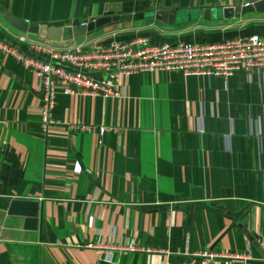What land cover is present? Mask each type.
<instances>
[{
    "label": "crops",
    "instance_id": "0c3cea01",
    "mask_svg": "<svg viewBox=\"0 0 264 264\" xmlns=\"http://www.w3.org/2000/svg\"><path fill=\"white\" fill-rule=\"evenodd\" d=\"M252 1L0 0L29 24L54 26L176 11L172 24L143 17L66 42L0 16V41L45 58L44 47L112 37H264V13L219 14ZM117 84L112 97L58 92L42 129L37 78L0 52V264H264V76L141 72ZM15 200L36 203L33 229L9 211Z\"/></svg>",
    "mask_w": 264,
    "mask_h": 264
},
{
    "label": "built area",
    "instance_id": "2783aa9c",
    "mask_svg": "<svg viewBox=\"0 0 264 264\" xmlns=\"http://www.w3.org/2000/svg\"><path fill=\"white\" fill-rule=\"evenodd\" d=\"M19 39L23 41L22 37ZM0 52L37 78L42 129L54 123L51 110L58 92L118 96V80L135 73L179 71L184 76H217L226 80L235 71L258 70L264 76V37L257 34L213 43L175 44H152L144 36L112 37L106 41L86 40L66 48L44 47L41 52L45 58L20 53L0 41ZM126 249L135 248L128 245Z\"/></svg>",
    "mask_w": 264,
    "mask_h": 264
},
{
    "label": "water",
    "instance_id": "95a60500",
    "mask_svg": "<svg viewBox=\"0 0 264 264\" xmlns=\"http://www.w3.org/2000/svg\"><path fill=\"white\" fill-rule=\"evenodd\" d=\"M248 13H264V0H255L244 5L221 8L219 14L223 18L239 17ZM206 15V10L203 11ZM0 16L16 31L35 35L54 42H66L84 37L95 29L112 23H126L151 17L162 24H172L176 17L174 9H157L147 12L121 14H105L94 18L85 24H66L63 26L29 24L14 16L0 5ZM10 212L19 213L25 217L24 227L33 229L36 225V203L34 201L15 200L10 204Z\"/></svg>",
    "mask_w": 264,
    "mask_h": 264
},
{
    "label": "rangeland",
    "instance_id": "374dc122",
    "mask_svg": "<svg viewBox=\"0 0 264 264\" xmlns=\"http://www.w3.org/2000/svg\"><path fill=\"white\" fill-rule=\"evenodd\" d=\"M247 15H252L251 13H249V14H245L244 16H247ZM239 71H241V70H239ZM236 72V71H235ZM234 73V72H233Z\"/></svg>",
    "mask_w": 264,
    "mask_h": 264
}]
</instances>
